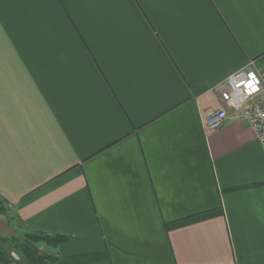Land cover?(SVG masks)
<instances>
[{
  "label": "crops",
  "instance_id": "1",
  "mask_svg": "<svg viewBox=\"0 0 264 264\" xmlns=\"http://www.w3.org/2000/svg\"><path fill=\"white\" fill-rule=\"evenodd\" d=\"M244 68L264 0H0V215L51 264H264V142L205 128Z\"/></svg>",
  "mask_w": 264,
  "mask_h": 264
},
{
  "label": "built area",
  "instance_id": "2",
  "mask_svg": "<svg viewBox=\"0 0 264 264\" xmlns=\"http://www.w3.org/2000/svg\"><path fill=\"white\" fill-rule=\"evenodd\" d=\"M257 82L247 68L240 69L227 78L229 89L224 107L211 110L205 118V128L216 130L227 120V109L235 111L238 117L264 142V70H257Z\"/></svg>",
  "mask_w": 264,
  "mask_h": 264
},
{
  "label": "trees",
  "instance_id": "3",
  "mask_svg": "<svg viewBox=\"0 0 264 264\" xmlns=\"http://www.w3.org/2000/svg\"><path fill=\"white\" fill-rule=\"evenodd\" d=\"M26 238H30L33 241H40L47 245H56L66 240L64 237H50L48 235H38V234H30L25 233ZM11 239H15V237H11ZM1 241V239H0ZM15 250L18 255H20V259H14L10 253H6V251L0 245V263L1 264H51L54 259L50 256L44 255L39 252L37 248L25 241V243H19Z\"/></svg>",
  "mask_w": 264,
  "mask_h": 264
},
{
  "label": "rangeland",
  "instance_id": "4",
  "mask_svg": "<svg viewBox=\"0 0 264 264\" xmlns=\"http://www.w3.org/2000/svg\"><path fill=\"white\" fill-rule=\"evenodd\" d=\"M2 209H4V208L2 207ZM4 210H6V209H4ZM4 210H1L2 213L0 215V218L7 219L9 226L11 225V227H13L12 229L15 231L14 236H12V237H15L14 240L11 239V237H9V236L0 234V239H1L0 245L6 251V253H10L14 259L19 260L20 255H18L16 250H15V247L19 243H25V241H27L28 243H31V245L37 249H38L37 246L41 245L40 243L44 244L43 242L33 241L30 238H26V237H24L25 233H23L22 231H20L18 229H14V227L16 226L14 223V219H12L11 215L10 214L8 215ZM38 250L40 253H43V250H41V249H38ZM44 255H46V254H44Z\"/></svg>",
  "mask_w": 264,
  "mask_h": 264
},
{
  "label": "water",
  "instance_id": "5",
  "mask_svg": "<svg viewBox=\"0 0 264 264\" xmlns=\"http://www.w3.org/2000/svg\"><path fill=\"white\" fill-rule=\"evenodd\" d=\"M0 234L12 237L14 236L15 231L10 228L5 221L0 220Z\"/></svg>",
  "mask_w": 264,
  "mask_h": 264
}]
</instances>
